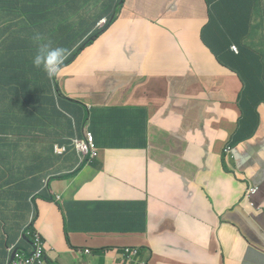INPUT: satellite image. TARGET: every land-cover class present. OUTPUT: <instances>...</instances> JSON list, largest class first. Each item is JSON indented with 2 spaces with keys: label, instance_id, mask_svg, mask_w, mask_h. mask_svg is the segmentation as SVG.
<instances>
[{
  "label": "crops",
  "instance_id": "crops-1",
  "mask_svg": "<svg viewBox=\"0 0 264 264\" xmlns=\"http://www.w3.org/2000/svg\"><path fill=\"white\" fill-rule=\"evenodd\" d=\"M0 14V264L31 225L59 264H125L123 246L144 248L130 264H260L264 0H0ZM36 32L71 55L100 34L60 74L88 108L52 96ZM84 124L92 163L55 154Z\"/></svg>",
  "mask_w": 264,
  "mask_h": 264
},
{
  "label": "clouds",
  "instance_id": "clouds-1",
  "mask_svg": "<svg viewBox=\"0 0 264 264\" xmlns=\"http://www.w3.org/2000/svg\"><path fill=\"white\" fill-rule=\"evenodd\" d=\"M106 24V21L101 22L99 26H103ZM32 41L35 45V54L33 56V66L39 69L46 74L49 83L50 89L52 92V96L57 100H65L68 99L73 103H77L79 105H83L85 107L86 104L81 102L80 100L71 98L66 96V93L62 89V80H61V71L64 68L70 67L74 64V61L77 57L82 54L85 50L81 49L76 51L73 55H71V50L67 47L56 46L53 42L47 39L40 32H36L31 37ZM235 48V47H234ZM237 48V47H236ZM238 49V48H237ZM87 50V49H86ZM81 51V52H80ZM88 108V107H87ZM68 115V114H67ZM70 118V116L68 115ZM87 121V120H85ZM232 147V155L227 156L223 151L224 160L227 163L228 160L232 158H236L237 150L235 151L234 146L227 145L226 147ZM224 148V150H225ZM53 151L58 156L63 157L65 154L73 151L77 154V159L79 158V165L82 160L87 164H91L92 160L96 155V149L93 142V135L89 128L84 124L82 128V133L78 137H71L68 144H53ZM78 165V163H77ZM76 165V167H77ZM75 167V168H76ZM74 168V169H75ZM47 188V183L45 184ZM256 187L248 188L247 193L254 192ZM38 195V194H37ZM56 200H60L59 195H53ZM35 215L33 214L31 222L34 221ZM25 241L20 243L19 248L17 246H13L10 249L12 253V257L9 259L7 264H59L50 256L49 250L47 248V241L43 234L38 233L33 229V225L26 229L24 233ZM70 247L72 244L68 240ZM110 248H74V251L80 254H86L89 256H93L97 251H107ZM144 248L140 246H123L122 248H118V252L121 256L122 261L125 264H130L131 262L137 261ZM250 252L256 254L260 259V264H264V250L258 248H250Z\"/></svg>",
  "mask_w": 264,
  "mask_h": 264
},
{
  "label": "rangeland",
  "instance_id": "rangeland-1",
  "mask_svg": "<svg viewBox=\"0 0 264 264\" xmlns=\"http://www.w3.org/2000/svg\"><path fill=\"white\" fill-rule=\"evenodd\" d=\"M0 17H1V14H0ZM58 46H63L64 47L65 46L64 41L63 40L59 41ZM17 53L20 54V55H23V56L24 55H28L26 53L19 52V51H17ZM146 75L148 76V72H146ZM121 79L124 80L125 79V76L123 75ZM143 87H146L145 86V82L141 86H139V89L144 90ZM144 91H146V90H144ZM244 92H245V90L242 87L241 89L238 90L237 97L240 96V95H243ZM135 99H136V97H135L134 93H130L129 96H128V101L130 103H132ZM225 146H226L225 144L219 146L218 149H217V151L220 152V153H223V149L225 148ZM55 204H57L58 207L60 206V203H55ZM122 236H123V238H124V240L126 242L129 241V240H132V239H134L136 237V235L135 234H132V233H124ZM140 242H145L146 244H148L147 236L146 235H141V241ZM149 249L151 250V248H149Z\"/></svg>",
  "mask_w": 264,
  "mask_h": 264
},
{
  "label": "trees",
  "instance_id": "trees-1",
  "mask_svg": "<svg viewBox=\"0 0 264 264\" xmlns=\"http://www.w3.org/2000/svg\"><path fill=\"white\" fill-rule=\"evenodd\" d=\"M124 1H126V0H124ZM117 12H118V7L116 6V10L114 11V13H113V15H114V17L117 15ZM210 17H212V11H210ZM97 34V33H96ZM96 34L95 35H93L83 46H82V49H81V51L82 50H86L87 48H89L90 46H92L93 45V41L94 40H96L99 36H100V34L99 35H97L96 36ZM96 36V37H95ZM95 38V39H94ZM80 51V52H81ZM32 69H34V67L32 68ZM243 108H244V110H243V114L244 113H247L248 112V110H249V106H248V104L245 102L244 104H243ZM239 142V139L237 138V137H234V138H232L231 139V142H230V144H232L234 147H236V144ZM49 167V165H45L44 163H41V165H40V169H45V168H48ZM15 168H16V165H15Z\"/></svg>",
  "mask_w": 264,
  "mask_h": 264
},
{
  "label": "built area",
  "instance_id": "built-area-1",
  "mask_svg": "<svg viewBox=\"0 0 264 264\" xmlns=\"http://www.w3.org/2000/svg\"><path fill=\"white\" fill-rule=\"evenodd\" d=\"M233 50H234L235 52H238V49H237L236 47L233 48ZM232 151H233V148L230 147V146H228V147L225 148L224 153H225L227 156H231V155H232Z\"/></svg>",
  "mask_w": 264,
  "mask_h": 264
}]
</instances>
